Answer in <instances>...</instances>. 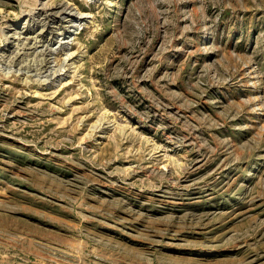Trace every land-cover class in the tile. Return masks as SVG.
<instances>
[{
	"label": "rangeland",
	"instance_id": "374dc122",
	"mask_svg": "<svg viewBox=\"0 0 264 264\" xmlns=\"http://www.w3.org/2000/svg\"><path fill=\"white\" fill-rule=\"evenodd\" d=\"M0 264H264V0H0Z\"/></svg>",
	"mask_w": 264,
	"mask_h": 264
},
{
	"label": "bare ground",
	"instance_id": "6f19581e",
	"mask_svg": "<svg viewBox=\"0 0 264 264\" xmlns=\"http://www.w3.org/2000/svg\"><path fill=\"white\" fill-rule=\"evenodd\" d=\"M65 13H66V16L67 15H72V13H71V11H68V10H65ZM54 22V21H53ZM55 26V25H54ZM44 51V50H43ZM53 51V50H52ZM20 52V51H19ZM41 52V51H40ZM46 52V51H45ZM18 53V52H17ZM39 53V52H38ZM43 53V52H42ZM24 54H25V52H24ZM44 54V53H43ZM14 55H16V54H14ZM39 55V54H38ZM17 56H19V54L17 55ZM24 56V55H23ZM26 59V58H25ZM47 59V58H46ZM9 62V61H8ZM28 64V63H27ZM25 67H26V65H25ZM35 67V66H34ZM28 68V67H27ZM47 69V68H46ZM35 70H36V68H35ZM36 72V71H35ZM38 72V71H37ZM40 72V71H39ZM37 74V73H36Z\"/></svg>",
	"mask_w": 264,
	"mask_h": 264
}]
</instances>
